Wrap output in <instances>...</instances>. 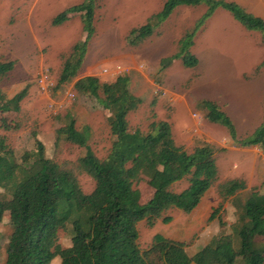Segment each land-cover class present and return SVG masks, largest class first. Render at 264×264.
I'll use <instances>...</instances> for the list:
<instances>
[{"label":"trees","instance_id":"1","mask_svg":"<svg viewBox=\"0 0 264 264\" xmlns=\"http://www.w3.org/2000/svg\"><path fill=\"white\" fill-rule=\"evenodd\" d=\"M98 0H83L58 13L51 24L66 22L70 15L79 14L85 34L80 49H74L64 60L58 85L68 83L78 73L94 34V14ZM205 5L206 10L194 29L178 41V51L160 60V69L180 58L186 68H194L197 58L190 53L198 28L221 7L246 30L259 31L264 40V21L238 5L223 0H166L162 9L138 28L130 30L127 43L138 46L151 36L153 29L164 22L178 6ZM264 63V61H263ZM14 61H0V82L13 69ZM128 78L118 76L111 83H100L88 76L75 81L73 90L82 97L92 98L110 113L109 128L114 136L111 149L104 159H98L86 146L84 130H77L74 118L66 114L64 124L55 130V144L59 140L86 152L77 160V169L94 182L93 190L81 191L76 175L44 156L41 142L35 140V150L25 153L17 162L14 152L0 136V189L6 194L11 234L5 248V264H264V194L252 190L241 205L238 221L230 234L220 233L189 256L183 241L168 239L160 233L151 238L148 248L138 243V224L145 221L152 227L157 220L167 224L170 209L190 213L217 179L214 150L209 145L199 146L187 153L177 146L165 121H152L148 131H130L127 115L141 100L128 89ZM71 90L73 93L74 91ZM27 89L10 98L0 92V128L11 131L18 128L4 116L20 111V103ZM205 118L228 130L236 141L231 120L213 102L202 103ZM238 145L261 146L264 152V111L261 125ZM145 180L153 190L146 203L140 202V193L134 184ZM185 180L187 186L179 192L171 186ZM219 195L225 199L244 190L241 180H228L220 185ZM0 199V221L3 204ZM214 219L211 214L208 220ZM70 225V244L61 248L58 231Z\"/></svg>","mask_w":264,"mask_h":264},{"label":"rangeland","instance_id":"2","mask_svg":"<svg viewBox=\"0 0 264 264\" xmlns=\"http://www.w3.org/2000/svg\"><path fill=\"white\" fill-rule=\"evenodd\" d=\"M82 1L0 0V61H14L13 69L0 82V92L4 98H10L21 89H27V94L20 103V111L4 115L10 123L17 124L18 128L11 131H4L0 128V136L5 137L7 146L14 152L19 163L25 153H31L35 150V140H38L43 145L44 156L58 165L72 170L77 177L81 191L88 194L93 190L94 182L76 167L77 160L84 155L86 149L63 140H59L55 144V130L63 126L66 114L71 115L75 120L76 129L84 130L87 133L86 146L98 159L106 158L114 141V136L111 135L109 128L110 113L102 109L94 99L79 96L73 90L75 81L80 77L92 76L96 77L100 83H110L109 81L112 79L110 73L117 66L120 70L115 72V77L126 76L129 80L128 89L133 95L145 93L144 89H147L146 95H148L151 88L150 83H146L145 80L144 85L141 82L143 87H139L137 84L139 82H137L133 86V91L130 88L133 75L144 68L141 67L142 64L136 63L138 55L143 54L148 49L150 52L156 47L157 41H163V44L167 43V49L164 51L166 54L161 53V59L176 54L178 41L184 34L194 29L196 22L205 12L206 6L201 4L197 7L193 6V8H177L175 10L177 11L176 14L167 20L168 23L165 22L166 26L163 24V27L162 23L160 24L161 27L160 25L156 26L151 36L144 39L138 46L133 47L127 43L126 39L130 30L147 22V20L142 19L140 13L143 0H98L93 22L95 31L87 44L82 66L71 81L58 85V77L64 60L72 50L81 48L85 34L82 31L79 14L70 15L69 19L61 25L54 26L51 22L58 13ZM156 1L154 7L160 10L162 0ZM159 3L160 5H158ZM147 4L145 3V5ZM215 11L218 14L211 15L212 17L215 15V18L211 24L210 34L208 35L207 29L204 31L207 40L206 37L201 38L202 43L195 44L194 50L190 47L189 51L191 54H195L197 60L198 56L204 57L208 54L222 56V60L225 61H223L222 66L225 67L212 68L213 66H210L209 62L204 65L203 58H201L202 61L199 66L197 64L194 68H186L180 58H173L170 65L165 69H160L159 61L157 66L159 71L155 72V69L152 75L148 74L147 78L150 81L159 82V84L164 82L165 85L174 84L172 90L183 93L187 86V84H183L184 80L194 76L202 78L208 74L209 77H216H212V81L217 82L218 80V84L226 89L227 92L224 95L221 88L218 87L219 96H228V99L232 94V89L239 93L242 92L244 96L245 94L251 95L250 93H254L255 89L252 88V85L256 84V76L261 75L260 80L264 83V40L262 34L259 31L246 30L228 11L221 7H218ZM223 12L225 14H222ZM224 17L231 19L235 25L239 24V26L237 24L230 28L228 35L225 34L224 29L227 32L229 24ZM204 24L205 22L200 26L202 27L200 30L204 29ZM241 31L250 33V36H242ZM161 35L163 36L160 37ZM218 36L220 37L217 38ZM259 38L260 44L258 46L257 39L259 40ZM214 39L217 43L223 42L227 46L223 48V45H217L221 49L220 51L217 48L214 49V46H216L212 41ZM172 46H175V49L168 52ZM233 49H237L238 52L234 53ZM242 49H247L251 54L240 59L239 51ZM258 56H261L262 64L260 63L251 71L248 64L255 62ZM242 69L246 74L250 71L246 75V79L243 77L248 85L247 87L244 84L242 86L235 85L236 78H238L236 70L241 71ZM104 70L110 73L106 74ZM41 72H47L53 83V87L45 96L38 90L36 84ZM254 78L255 80L252 81ZM134 79L136 80V77ZM202 80L204 79H201V82ZM68 90L74 91V98L66 101V104L60 107L59 104L64 103L63 98ZM190 96L192 97L190 110L199 113L200 105L205 101L197 103L195 99H198V97L194 94H190ZM147 101L150 103L148 104ZM147 101L144 99L142 104L127 116L130 131L139 130L146 133L149 124L156 121L155 105L153 104L155 100L147 99ZM250 104V114L258 115L259 127L263 120L264 101L261 108H258L255 99H251ZM218 105L221 106V104ZM166 109L168 111L171 108L166 106ZM219 109L222 110V106ZM191 114L194 116V113L191 112ZM190 118L188 111L182 108V125H189L192 122ZM220 127L227 134L228 130L222 125ZM253 133L241 137L238 136L235 130L236 141L233 140L236 144L235 147H239L238 141L250 137ZM256 148L258 149L257 153L263 155L264 161V152L261 146L256 145ZM251 149L254 150L255 146L252 145ZM184 150L191 153V149ZM224 153L225 151H222V149H216L217 159L222 158ZM232 170L234 172L227 176L226 174L224 176L223 171L219 173L216 181L203 196L198 208L193 213L185 214L177 209H170L166 214L172 219L167 224L162 223L160 219L155 221L152 227H148L145 221L140 222L137 226L140 248L142 250L148 248L151 244L152 235L160 232L165 238L182 240L186 244L187 254L191 256L197 249L206 245L213 236L220 233L230 234L232 226L238 221L241 205L249 193L255 190L259 194H264V177L261 175L258 178L255 174L256 169L252 168L253 177L252 180L246 178L247 190L245 186V192L241 191L237 192L235 196L221 198L219 195L220 185L228 180L243 181L242 177H239L242 175H239L238 169L233 168ZM247 175H249V172ZM231 176L234 178H231ZM134 186L140 193L141 203H146L152 196L153 190L145 180L135 183ZM186 186L187 182L181 180L173 185L171 189L179 192ZM6 198L5 192L0 189V199L3 200V215L0 221V264H5V248L11 234L8 209L5 203ZM211 214L214 215V219L208 220ZM70 236L71 228L69 224L65 229L58 231L57 243L61 248L69 246ZM257 241L264 244V237L259 238ZM51 264H54V262Z\"/></svg>","mask_w":264,"mask_h":264},{"label":"crops","instance_id":"3","mask_svg":"<svg viewBox=\"0 0 264 264\" xmlns=\"http://www.w3.org/2000/svg\"><path fill=\"white\" fill-rule=\"evenodd\" d=\"M165 1L166 0H162V6L165 3ZM223 1L234 3V4L238 5L239 7H241L245 12H247V13H249V14H251L257 18H260L261 20L264 21V0H223ZM156 2H157L156 0H143V2H142L143 7L140 10V13L142 14V19L148 20L150 17H152L153 15L160 12L162 7L160 6V10L155 8L154 5L156 4ZM145 3H148L147 5H149V6L145 5ZM149 3L150 4L152 3V5H150ZM158 5H160V3ZM179 7L180 8H193V6H178V7H176L173 10V12L170 14V16L164 22H162V26H163V24L164 25L166 24L165 22H167L168 19H171L172 15L176 14L177 11H175V10ZM138 12H139V10H138ZM213 14L216 15L218 13H217V11H215V12H213ZM222 14H225V13L223 12ZM214 16L213 17L211 16L210 18H208L205 21L203 30H200L202 28V27H200L196 31L194 38H193V45L191 46L192 50H194L195 44L198 45V44L202 43L200 41L201 38L206 37V40H207V36L204 35V31H205V29H207L208 35L210 34L211 24L215 18ZM224 18H225V21L229 24V27H227V32L224 29L225 34L228 35L230 33V28L236 26L238 23L235 25V23H233V21L231 19H229L227 17H224ZM238 26H239V24H238ZM160 27H161V25H160ZM238 28H240V27H238ZM239 30H241V29H239ZM239 34H240V31H239ZM241 35L242 36H250V33H246L245 31L244 32L241 31ZM162 36L163 35H161L160 37H162ZM219 37L220 36H218L217 38H219ZM212 41L216 44V46H214L215 47L214 49L217 48V50H219V51L221 49L218 48L217 45H223V48L227 46V44H223V42L217 43L215 39ZM259 44H260V38H259V40L257 39V45L259 46ZM166 49H167V43L166 42L163 44V41H159V42L157 41L156 47H154L150 52H149V49L146 50L144 53L142 52L143 54H139L138 59H136V63L142 64L141 67L143 66L144 68L139 73H135L133 75V80L130 83V88H132V91H133V86L137 82H139V83H137L139 87L141 86V82L144 85V80L146 83H150L149 85L151 88V91L149 90L148 95H146L147 89L143 90V91H145V93L142 92L141 94L134 95L137 98H139L140 100L142 99L140 104H142V101L144 99H146V101H147V99L148 100H151V99L155 100L153 102V104L155 105L154 106V113L156 114V121H165L169 124L170 131L172 134V139L177 146H180L183 149H191V152H192V150L196 147L203 146V145H209L214 150V156L216 155L215 154L216 149H222V151H225V153L222 155V158L217 159V155L215 156L216 167H217V177L219 176V173L222 171H223L222 173L224 174V176H225V174H226V176L230 175L231 173L234 172L232 170L233 168L236 170L238 169V173H240L239 175H242L239 177L240 178L242 177L244 184L247 183L246 178H249L250 180H252V177H253L252 168L256 169L255 174H257L258 178H260L261 175L264 177L263 155L261 156L260 153H257L258 149L256 148V146H255L254 150L251 149L252 146L235 147L236 144L233 142V140H231V138L228 134V131L226 134L223 131V129H220L221 128L220 124L211 123L205 118L206 110L202 108L203 104L200 105L201 109H200L199 113H196L195 111L190 110V106L192 105V99H191L192 97L190 96V94H194L198 97V99H195L197 103H199V102L201 103L203 101H209V102L215 103L217 105V107H219V108H221V106H222L221 111H223L225 113V115L231 120L238 136H241V137L245 136L246 137L247 135H250L251 133H253L254 130L260 124V123H258V115L257 114L255 115L253 113L250 114V108H251L250 103H251V99H255L258 108H261V104L264 101V94L262 95V93L264 92V83L262 80H260L261 75L256 76V84L252 85V88L255 89V92L250 93L251 95L245 94V96H244V94H242V92L239 93L235 89H232V94L229 96V99H228V96H219V88L218 87L221 88L224 95L226 94L227 91H226V89H224L223 86H220V84H218V80H217V82L212 81L213 80L212 77H214V76L209 77L208 74L204 75V77H202V78H200V76H199V78L194 76L192 78H188L187 80H184L183 84L184 85L187 84V86H186V89L184 90V92L180 93L178 91L172 90L174 84L165 85L164 82H163V84H159V82L154 83L147 78L148 74L152 75V72L155 69H156L155 72L159 71V67L157 68V66H158L159 61L161 59L160 56H162L161 53L166 54V52H164ZM173 49H175V46L174 47L172 46V48L168 52H171V50H173ZM212 51H213V49H212ZM233 52L237 53L238 50L233 49ZM239 52H240V54H239L240 59L242 57H247V55L251 54V52H249L247 49H245V50L242 49ZM201 58H203L204 65H207V62H209V65L213 66L212 68L225 67V66H222L225 62L224 60H222L223 59L222 56H218L215 54L214 55L208 54V55H205L204 57L198 56V66H199V63L202 61V60H200ZM262 61L263 60H262L261 56H258L257 60L255 62L253 61V62L249 63L248 66L250 67V69L252 71L253 68H256L258 65H260V63L262 64ZM237 69H239V68H237ZM108 73H110V72H107L106 74H108ZM248 73L246 74L243 69L241 71L236 70V76H238V78H236V84L235 85L242 86L244 84L245 87H247L248 85L246 84L244 79H246L245 77H246V75H248ZM114 74H115V70H113V72L110 73V75L112 76L111 77L112 79L109 81L110 83L116 79ZM164 74H166V72H164ZM241 74H242V76H241ZM137 75H139V76L137 77ZM134 76L136 77V80L134 79L135 78ZM243 77H244V79H243ZM81 78H83V77H80L78 79H81ZM208 78H209V80H208ZM214 78H216V77H214ZM197 79H199L198 80L199 82L197 81L199 87L197 86V82H196ZM201 79H204V80H202V82H201ZM254 80H255V78L252 81H254ZM208 81H211V82H208ZM143 85L141 87H143ZM193 91H194V93H192ZM42 95L45 96L46 93H42ZM147 103L149 104L150 102L147 101ZM218 104H221V106ZM166 106H167V108L170 107L171 109H168V111H167ZM182 108L186 109L191 116L190 119L192 120V122L189 125H185V126L182 125V121H181ZM191 112L194 113V116L191 114ZM250 168H251V170H250ZM248 172H249V175H247ZM231 178H234V177L231 176ZM176 183H174L173 185H175ZM246 190H247V186H246ZM246 190L244 189L242 191L245 192ZM239 192H241V191H239ZM140 202H141V196H140ZM196 209H194L193 211H195ZM193 211L190 213H187V214H191V213H193ZM159 234H160V232H159ZM153 235H152V237H153ZM178 241H182V240H178ZM195 252H193V254ZM193 254H191V255H193ZM57 261H58L57 259H54L53 260L54 264H57Z\"/></svg>","mask_w":264,"mask_h":264},{"label":"built area","instance_id":"4","mask_svg":"<svg viewBox=\"0 0 264 264\" xmlns=\"http://www.w3.org/2000/svg\"><path fill=\"white\" fill-rule=\"evenodd\" d=\"M115 72H118L120 69L116 66L114 69ZM118 70V71H117ZM104 73H107V70H104ZM37 88L41 93H47L50 91V89L53 87V83L50 79V76L47 72H41L38 76V79L36 81ZM74 98V93L71 90H68L63 98L64 103H60L59 106H63V104H66V101H69ZM53 106V104H51Z\"/></svg>","mask_w":264,"mask_h":264}]
</instances>
